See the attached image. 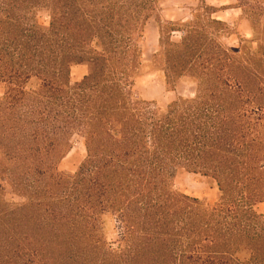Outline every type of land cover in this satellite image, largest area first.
<instances>
[{
    "label": "trees",
    "instance_id": "1",
    "mask_svg": "<svg viewBox=\"0 0 264 264\" xmlns=\"http://www.w3.org/2000/svg\"><path fill=\"white\" fill-rule=\"evenodd\" d=\"M198 2L185 23L162 0H0V264H264V0ZM228 9L252 53L209 35ZM152 20L151 73L197 85L165 108L135 93ZM75 137L86 158L67 173ZM180 171L216 201L176 192Z\"/></svg>",
    "mask_w": 264,
    "mask_h": 264
},
{
    "label": "rangeland",
    "instance_id": "2",
    "mask_svg": "<svg viewBox=\"0 0 264 264\" xmlns=\"http://www.w3.org/2000/svg\"><path fill=\"white\" fill-rule=\"evenodd\" d=\"M209 4L215 7H229L231 5L235 6L237 0H209ZM162 17L166 21H191L194 11L198 9V0H162ZM240 11H226L221 15H213L212 19H220L225 23H228L230 30L226 27L216 26L209 24L208 21L204 23L207 26L209 35L215 40V44L223 45L229 49L238 50L240 47L244 49L247 54L252 53L251 44H241L239 38L252 39L253 35L251 33V28L249 23L239 20L241 16ZM45 22V17L42 18ZM229 31L232 34L228 35L226 32ZM173 42L181 41V33H174L172 35ZM160 34L159 27L155 20H152L144 34L143 41L141 43L144 52V66L142 69L143 77L140 78L135 87V93L143 97L147 101H156L158 106L165 108L169 103L174 101L176 97L183 96L186 98L194 97L197 85L193 83L190 79H184L179 86L178 93H169L163 81L161 80V75L159 73L152 74V57L159 51ZM214 44V48H216ZM257 44L254 45V49L257 48ZM205 60L208 57H204ZM87 73V69L84 67L73 70V79L80 80ZM3 95V89L0 86V97ZM86 158V147L84 140L80 137H75L74 148L68 157L63 161L61 165V170L67 173H75L78 167ZM214 187L206 179L188 174L184 171H180L174 182V190L178 193H184L191 197H196L199 199L207 200L210 203H214L218 196V190L212 188ZM259 212L264 213V205L258 208ZM114 222L108 219L106 223V233L108 237V242L117 245L119 241V236L116 231H114ZM241 262H248L250 256L246 253H241L238 255Z\"/></svg>",
    "mask_w": 264,
    "mask_h": 264
},
{
    "label": "crops",
    "instance_id": "3",
    "mask_svg": "<svg viewBox=\"0 0 264 264\" xmlns=\"http://www.w3.org/2000/svg\"><path fill=\"white\" fill-rule=\"evenodd\" d=\"M208 2H209V0H208ZM214 6V5H213ZM226 11H239V10H236V9H228V10H223V11H221L218 15H221L222 13H224V12H226ZM220 20V19H219ZM239 20H240V17H239ZM183 21V20H182ZM183 22H185V21H183ZM252 33V32H251ZM262 206V205H261ZM260 207V206H259Z\"/></svg>",
    "mask_w": 264,
    "mask_h": 264
}]
</instances>
